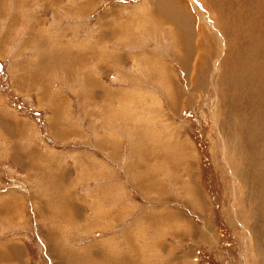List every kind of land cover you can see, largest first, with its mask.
<instances>
[{
  "label": "rangeland",
  "instance_id": "rangeland-1",
  "mask_svg": "<svg viewBox=\"0 0 264 264\" xmlns=\"http://www.w3.org/2000/svg\"><path fill=\"white\" fill-rule=\"evenodd\" d=\"M31 4L0 21V264H264V0Z\"/></svg>",
  "mask_w": 264,
  "mask_h": 264
},
{
  "label": "crops",
  "instance_id": "crops-1",
  "mask_svg": "<svg viewBox=\"0 0 264 264\" xmlns=\"http://www.w3.org/2000/svg\"><path fill=\"white\" fill-rule=\"evenodd\" d=\"M33 0H0V21L2 19V17L6 18V9H7V5L11 4L14 6L15 8V11L17 12V10H20V11H27V9L30 7V6H33L31 4ZM43 3L46 1V0H41ZM5 5V6H4Z\"/></svg>",
  "mask_w": 264,
  "mask_h": 264
},
{
  "label": "bare ground",
  "instance_id": "bare-ground-1",
  "mask_svg": "<svg viewBox=\"0 0 264 264\" xmlns=\"http://www.w3.org/2000/svg\"><path fill=\"white\" fill-rule=\"evenodd\" d=\"M5 6V5H4ZM160 164V163H159ZM70 215V214H69ZM57 221V220H56ZM69 222V221H68ZM116 262H117V260H116Z\"/></svg>",
  "mask_w": 264,
  "mask_h": 264
}]
</instances>
